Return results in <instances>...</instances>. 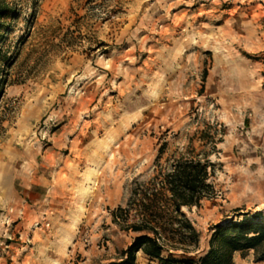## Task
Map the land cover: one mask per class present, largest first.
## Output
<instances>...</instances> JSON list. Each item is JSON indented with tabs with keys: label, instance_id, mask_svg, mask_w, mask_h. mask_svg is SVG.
Returning a JSON list of instances; mask_svg holds the SVG:
<instances>
[{
	"label": "rangeland",
	"instance_id": "obj_1",
	"mask_svg": "<svg viewBox=\"0 0 264 264\" xmlns=\"http://www.w3.org/2000/svg\"><path fill=\"white\" fill-rule=\"evenodd\" d=\"M9 2L0 264L119 259L137 234L112 212L191 140L211 152L216 194L183 209L201 239L176 258L198 260L217 224L264 218V0ZM214 129L216 150L199 139ZM61 244L70 256L53 263ZM235 263L263 264L253 252Z\"/></svg>",
	"mask_w": 264,
	"mask_h": 264
},
{
	"label": "trees",
	"instance_id": "obj_2",
	"mask_svg": "<svg viewBox=\"0 0 264 264\" xmlns=\"http://www.w3.org/2000/svg\"><path fill=\"white\" fill-rule=\"evenodd\" d=\"M18 9L9 0H0V58L2 43L16 19ZM3 70L0 69V77ZM3 80L0 79V84ZM1 92V87H0ZM202 131L199 139L217 149L223 134ZM191 140L188 150L158 172L149 182L136 181L127 205L112 212L113 222L123 231L136 233L132 245L120 258L109 264H138L143 253L160 264H236L235 257L254 253L255 262L264 263V218L262 214H240L212 228L209 248L198 260L177 259L176 252L185 255L198 250L201 233L183 212L201 208L206 199L216 194L212 175L216 164L211 152L199 151Z\"/></svg>",
	"mask_w": 264,
	"mask_h": 264
},
{
	"label": "crops",
	"instance_id": "obj_3",
	"mask_svg": "<svg viewBox=\"0 0 264 264\" xmlns=\"http://www.w3.org/2000/svg\"><path fill=\"white\" fill-rule=\"evenodd\" d=\"M56 253L53 254V251H51L50 256L52 257V262L53 263H60V262H64L65 260L68 259V257L70 256V251L67 253L65 250V245L61 244L59 245V247L55 250ZM16 256L19 257L20 256V251L17 250L16 252ZM157 264L156 260H151L149 257H147L146 255H144L143 253L139 254V261L138 264ZM263 263V262H261ZM264 264V263H263Z\"/></svg>",
	"mask_w": 264,
	"mask_h": 264
}]
</instances>
